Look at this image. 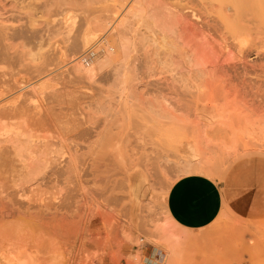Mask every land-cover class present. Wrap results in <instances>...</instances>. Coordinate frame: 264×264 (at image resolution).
<instances>
[{
	"label": "rangeland",
	"instance_id": "374dc122",
	"mask_svg": "<svg viewBox=\"0 0 264 264\" xmlns=\"http://www.w3.org/2000/svg\"><path fill=\"white\" fill-rule=\"evenodd\" d=\"M226 3L0 0V264H264V27ZM191 174L224 194L198 231Z\"/></svg>",
	"mask_w": 264,
	"mask_h": 264
},
{
	"label": "crops",
	"instance_id": "0c3cea01",
	"mask_svg": "<svg viewBox=\"0 0 264 264\" xmlns=\"http://www.w3.org/2000/svg\"><path fill=\"white\" fill-rule=\"evenodd\" d=\"M223 207L224 194L220 182L205 174L179 178L166 194L167 215L178 229L184 231H198L211 226Z\"/></svg>",
	"mask_w": 264,
	"mask_h": 264
},
{
	"label": "bare ground",
	"instance_id": "6f19581e",
	"mask_svg": "<svg viewBox=\"0 0 264 264\" xmlns=\"http://www.w3.org/2000/svg\"><path fill=\"white\" fill-rule=\"evenodd\" d=\"M246 1V0H245ZM245 1H240V2H236V0H224V2H227L225 7L228 8L230 6V3L235 2V4L237 3V6H239V10H237L236 14L234 17H232L231 21H232V25H241V23H248V24H252L254 26H257L258 28H262L264 27V0H259V1H254V2H245ZM211 3V2H210ZM154 5V4H153ZM213 5V4H212ZM229 5V6H228ZM236 6V7H237ZM139 7V6H138ZM163 7V6H162ZM160 9V8H159ZM167 9V8H166ZM223 9V8H222ZM136 10V9H135ZM197 12V11H196ZM74 13V12H73ZM227 14V13H226ZM249 15V17H251V20H248L246 18V16ZM70 16V15H69ZM72 16V15H71ZM74 16V15H73ZM226 17V16H225ZM224 17V18H225ZM231 17V16H230ZM229 17V18H230ZM227 17V19H229ZM224 20V19H223ZM200 22V21H199ZM225 24V22H223ZM152 25V24H151ZM196 25V24H195ZM227 24H225V27ZM231 25V26H232ZM205 26V25H204ZM245 26V25H244ZM211 30V27H209ZM240 31H243L239 28V26L237 27ZM257 28V29H258ZM250 30V29H249ZM65 31V30H64ZM209 31V29H208ZM263 31V30H262ZM211 32H214L213 29ZM250 32V31H249ZM264 32V31H263ZM242 34V33H241ZM138 35V34H137ZM143 38V37H142ZM136 43V42H135ZM144 43V42H143ZM182 48V47H181ZM171 67V66H170ZM170 69V68H169ZM174 105V104H173ZM179 108V107H178ZM180 109V108H179ZM178 118V117H177ZM175 120V119H174Z\"/></svg>",
	"mask_w": 264,
	"mask_h": 264
},
{
	"label": "built area",
	"instance_id": "2783aa9c",
	"mask_svg": "<svg viewBox=\"0 0 264 264\" xmlns=\"http://www.w3.org/2000/svg\"><path fill=\"white\" fill-rule=\"evenodd\" d=\"M100 53H101V51H99V53H98V52H94L93 49H90V50H88V51L85 53V55H84V59H85L86 61H92V60H94V59L98 56V54H100Z\"/></svg>",
	"mask_w": 264,
	"mask_h": 264
}]
</instances>
